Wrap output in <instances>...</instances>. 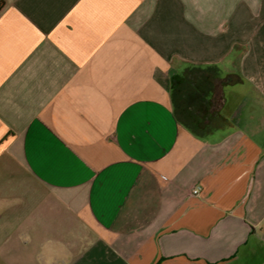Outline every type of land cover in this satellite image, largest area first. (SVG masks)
<instances>
[{
    "label": "crops",
    "instance_id": "1",
    "mask_svg": "<svg viewBox=\"0 0 264 264\" xmlns=\"http://www.w3.org/2000/svg\"><path fill=\"white\" fill-rule=\"evenodd\" d=\"M0 264H264V0H0Z\"/></svg>",
    "mask_w": 264,
    "mask_h": 264
},
{
    "label": "built area",
    "instance_id": "2",
    "mask_svg": "<svg viewBox=\"0 0 264 264\" xmlns=\"http://www.w3.org/2000/svg\"><path fill=\"white\" fill-rule=\"evenodd\" d=\"M202 192V187L200 185H196L193 189H192V193L194 195H200Z\"/></svg>",
    "mask_w": 264,
    "mask_h": 264
}]
</instances>
